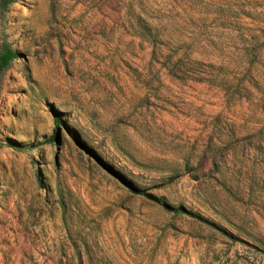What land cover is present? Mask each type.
I'll return each mask as SVG.
<instances>
[{
    "label": "rangeland",
    "instance_id": "obj_1",
    "mask_svg": "<svg viewBox=\"0 0 264 264\" xmlns=\"http://www.w3.org/2000/svg\"><path fill=\"white\" fill-rule=\"evenodd\" d=\"M2 1L0 264H264V0Z\"/></svg>",
    "mask_w": 264,
    "mask_h": 264
},
{
    "label": "trees",
    "instance_id": "obj_2",
    "mask_svg": "<svg viewBox=\"0 0 264 264\" xmlns=\"http://www.w3.org/2000/svg\"><path fill=\"white\" fill-rule=\"evenodd\" d=\"M13 0H3L2 9L6 11L7 6L10 5ZM17 59L16 53L10 48L9 45L3 44L0 51V72L4 71L11 61Z\"/></svg>",
    "mask_w": 264,
    "mask_h": 264
}]
</instances>
